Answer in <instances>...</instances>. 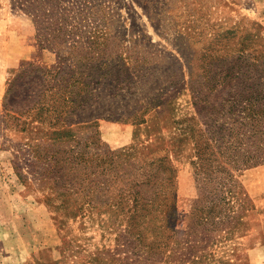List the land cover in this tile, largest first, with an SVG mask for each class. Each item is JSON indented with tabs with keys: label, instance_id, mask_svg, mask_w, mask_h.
<instances>
[{
	"label": "rangeland",
	"instance_id": "obj_1",
	"mask_svg": "<svg viewBox=\"0 0 264 264\" xmlns=\"http://www.w3.org/2000/svg\"><path fill=\"white\" fill-rule=\"evenodd\" d=\"M0 264H264V0H0Z\"/></svg>",
	"mask_w": 264,
	"mask_h": 264
},
{
	"label": "trees",
	"instance_id": "obj_2",
	"mask_svg": "<svg viewBox=\"0 0 264 264\" xmlns=\"http://www.w3.org/2000/svg\"><path fill=\"white\" fill-rule=\"evenodd\" d=\"M224 137L219 136L215 139L216 145L220 148L219 153L221 156L215 157V152L211 151L212 145L206 144L205 146H200L199 148V157L203 161H211L213 165L210 166L208 172L204 173L207 181H213L211 173L213 172H226L224 162H229L233 166L238 167L240 165H244L246 167L253 166L257 164L258 153L256 150L253 151L251 146L254 144H248L247 147L243 151V144H235L231 139L227 141L226 145L224 144ZM243 141V140H241ZM222 157V159H221ZM220 169V170H219ZM227 176H231L232 173L228 170L226 173Z\"/></svg>",
	"mask_w": 264,
	"mask_h": 264
}]
</instances>
